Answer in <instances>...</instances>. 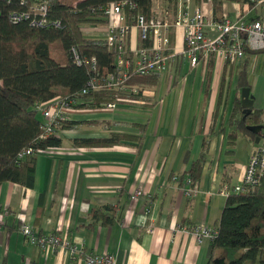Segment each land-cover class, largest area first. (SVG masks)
Here are the masks:
<instances>
[{
	"label": "crops",
	"instance_id": "1",
	"mask_svg": "<svg viewBox=\"0 0 264 264\" xmlns=\"http://www.w3.org/2000/svg\"><path fill=\"white\" fill-rule=\"evenodd\" d=\"M208 8L210 4H204L205 14ZM248 9L242 6V11ZM236 10L237 3L226 2L221 13ZM241 16L249 21L256 13L249 9ZM261 18L264 22V12ZM169 39L174 53L169 73L159 72L153 85L129 82L127 93L139 86L141 94L117 100L114 108L71 107L68 120L99 124L62 130L60 146L35 152L33 186L10 181L0 185V264H85L67 247L52 251L29 243L19 231L22 223L30 224L37 236L56 234L69 239L77 251L111 255L118 264L209 262L212 237L199 239L192 228L217 234L227 199L223 186L239 184L251 153L264 145L263 138L255 143L256 136L239 129L236 118L242 113L234 112L239 84L245 82L253 95V110H261L264 117V50L249 56L242 76L245 54L229 63L220 52H201L193 65L181 55L182 27L172 28ZM128 44H141L135 27ZM111 133L142 141L95 147L71 143ZM241 136L253 147L236 164L228 155L236 154ZM206 140V161L193 195L187 196L182 187ZM137 188L143 196L133 200ZM106 205L116 209L113 224L103 225L91 216L93 208Z\"/></svg>",
	"mask_w": 264,
	"mask_h": 264
},
{
	"label": "trees",
	"instance_id": "2",
	"mask_svg": "<svg viewBox=\"0 0 264 264\" xmlns=\"http://www.w3.org/2000/svg\"><path fill=\"white\" fill-rule=\"evenodd\" d=\"M123 0H48L47 20L60 21L61 27H38L30 20L14 21L13 13L32 10V0L24 5L15 1L0 0V185L10 181L28 187L35 179V152L37 150L61 145L60 130L78 129L87 125H97L94 121L61 120L58 135L51 133L42 138L43 119L36 109V104L47 101L57 95L72 97L75 102L71 107L96 109L108 103L138 94L142 84L153 85L159 72L147 75H130L129 82L137 90L127 93L125 90L107 89L102 85L104 77L115 69L116 47L106 43L105 38L86 37L81 26H104L107 18L102 11L111 2ZM136 3L135 10L124 7L125 21L134 24L138 13L150 17L154 0H128ZM198 5L202 0H193ZM211 3L213 13L222 12L224 2L238 0H203ZM169 8L178 11L180 0H168ZM32 15V13H31ZM147 42V41H146ZM143 44V41H141ZM72 49L84 61L78 65ZM262 50H244L240 75L244 76L248 58L252 53ZM95 58V67L91 60ZM90 81L99 88L88 85ZM246 84L241 82L239 87ZM83 90L84 93H83ZM239 99L235 101L234 112L241 113ZM40 114L41 118L37 115ZM104 124V122H100ZM264 126L261 110L236 118L239 129L252 137L255 135L246 129L247 125ZM260 135L264 136V130ZM123 140L141 142V137L111 133L107 138H77L71 141L73 146H112ZM209 140H206L201 153L193 163L188 178L194 186L199 179L206 161ZM26 149L31 154H24ZM23 153V154H22ZM221 211L217 234L210 243L211 253L207 264H264V180L245 191L226 197ZM93 219L103 225L113 224L116 209L106 205L93 208Z\"/></svg>",
	"mask_w": 264,
	"mask_h": 264
},
{
	"label": "built area",
	"instance_id": "3",
	"mask_svg": "<svg viewBox=\"0 0 264 264\" xmlns=\"http://www.w3.org/2000/svg\"><path fill=\"white\" fill-rule=\"evenodd\" d=\"M8 2L15 1L20 5H24L29 0H7ZM32 10L29 12H22L20 14L13 13L10 19L14 21L30 20L32 25L38 27L52 26L61 27L60 21L47 20L48 11V0H32ZM210 4L203 0L195 5L193 0H180L178 11L184 10L185 13L179 14L182 17L187 13L194 11V15L191 21V25L185 24L183 27L185 32L184 49L182 55L187 57L191 64H195L198 61L199 54L203 52L207 55L208 52H220L224 59L229 63H236L243 55L246 48L252 50H264V22L255 21L251 23L237 22L240 23L238 26H231L228 20H224L219 23L216 27L217 32L214 36H210L204 29L203 13L204 4ZM128 6L129 9L135 10L137 5L134 2L124 0L118 1L102 7L103 13L106 15L107 22L104 26H81L80 30L83 32L88 30L103 29L107 33V37L104 34V38L107 41L109 48L116 47L115 57V69L113 73H110L106 79L102 81L108 89L125 90L126 83L130 75L143 76L153 71H159L163 73H169L171 68L172 55L165 56L162 52L160 45L153 44V28L162 27L165 25V20L160 17L150 16L146 17L143 14L138 13L134 19V24L128 25L125 21L124 7ZM264 8V0H260L257 10L258 12ZM32 13V15H31ZM205 14V13H204ZM133 25H136L140 31V39L146 40L147 47L141 48L135 47L130 51L128 44V36L130 29ZM103 32V31H102ZM142 35V37H141ZM160 35V34H159ZM141 45H145L144 42ZM152 46V47H151ZM75 61L78 65L82 64V61L76 51L72 49ZM92 67H95V58L91 60ZM95 88H99L97 83L93 81L89 82L90 85ZM85 90H83L84 93ZM118 100V98H117ZM75 100L72 97H62L57 95L47 101L36 104V109L41 114L43 119V131L41 133L42 138L47 135L54 133L55 135H61V131L57 133L54 129H57L59 122L67 118V110L71 103ZM116 103H108L107 107L114 108ZM39 151V150H37ZM36 151V152H37ZM30 149H26L24 154H31ZM23 154V153H22ZM175 180L176 177H173ZM264 180V145L256 148L250 155L249 161L245 167L243 179L239 184L229 187L228 185L223 186V194L230 195L233 193H239L245 191L248 187L259 185ZM187 196L193 195L195 191L192 182L189 178L185 179L184 186L182 187ZM143 196L142 188H137L132 192L133 200H137ZM195 235L201 239L205 236L214 237L216 233L205 227H193ZM19 231L26 237L29 243L37 245L43 249L49 248L52 251L67 247L72 256H77V259H83L85 264H118L114 257L111 255L101 254H84L81 250L77 251L74 245L70 244L69 239H64L56 234H49L44 236H37L30 224L22 223L19 225Z\"/></svg>",
	"mask_w": 264,
	"mask_h": 264
},
{
	"label": "rangeland",
	"instance_id": "4",
	"mask_svg": "<svg viewBox=\"0 0 264 264\" xmlns=\"http://www.w3.org/2000/svg\"><path fill=\"white\" fill-rule=\"evenodd\" d=\"M259 1L260 0H238V1H235L234 3H237V6H238V11L237 10L233 11L234 13H237V15H238V17H236V18H234V13L232 14V12H227V11H223V13H221L220 15L216 16L213 13V8L212 7L208 8L209 14H204L205 12L202 14L203 15L205 31L210 36H214L216 34V32H217L216 27H218L219 23L223 22L224 20H228V19L230 20V21L228 20L230 25L234 26V27H236V26H238L240 24V23H237V22L251 23V22H255V21H259V20L262 21L263 18H261V15L264 12V8H262L258 12L257 7H258V4H259ZM226 2H233V1H226ZM226 2H224V4ZM111 3H114V2H111ZM111 3H109V4H111ZM169 5H170V3L168 2V0H154L153 1V6H152V16L160 17L161 19L167 21V22H165V25H162V27L153 28L152 29V33H153V37H152L153 38V44L152 45H154V43L157 44V45H160L162 47V52H163V54L165 56L174 55V53L172 51L170 52V49H171V47H170V39H169L170 30L172 28H175V27H182V26L185 27V24H187L188 26L191 25V21H192L193 15L195 14L194 11H193V12H191V14L187 13L182 18V17H179V16H181L179 14V12L181 14H184L185 11L184 10H180V11H175V15L173 16L172 15L173 11L169 8ZM242 6H246L249 9L255 10L256 17L254 19L249 20V21L244 20L243 16H241V15L246 13V11H248L249 9L246 10V11L245 10L242 11ZM240 7H241V11H239ZM214 24L216 25V27H214ZM208 25L210 26V31L207 30L208 29V27H207ZM45 27H47V26H45ZM132 27L137 28L136 25H133ZM182 29H183V27H182ZM137 30H138V37H139L140 36V31H139L138 28H137ZM101 31H103V32H101ZM96 33L99 34V35H96ZM104 34L107 37L106 31H104L103 29L88 30V31L84 32V35L86 37H101L102 38L104 36ZM141 37H142V35H141ZM139 39H140V37H139ZM183 39H185L184 29H183ZM141 40L142 39H140V41ZM143 42H144L145 45L143 46V45L139 44L138 49L150 48V47H147V45H150V43H147L146 40H143ZM106 43H107V41H106ZM133 49L134 48H130V51L133 50ZM181 55H182V52H181ZM113 72H111V73H113ZM153 72H159V71H153ZM109 74H107L104 77V79H106ZM37 115L41 118L39 113ZM250 147H253V143L249 140V138H247L245 136H241L239 138L237 144H236V149H237L236 150L237 151L236 154H230V155H228V158L230 157V159H232L234 161V163H236V164L241 163L243 158H244V156L246 155V153H247V151H248V149Z\"/></svg>",
	"mask_w": 264,
	"mask_h": 264
},
{
	"label": "water",
	"instance_id": "5",
	"mask_svg": "<svg viewBox=\"0 0 264 264\" xmlns=\"http://www.w3.org/2000/svg\"><path fill=\"white\" fill-rule=\"evenodd\" d=\"M240 103L242 107V115L246 116L253 111V95L250 93V87H242L240 90ZM246 129L255 134V143H259L260 139L264 136L260 135L261 131L264 130V126L260 124L247 125Z\"/></svg>",
	"mask_w": 264,
	"mask_h": 264
}]
</instances>
